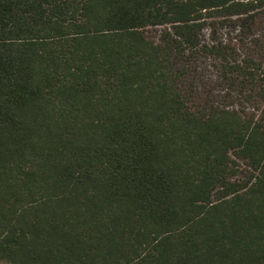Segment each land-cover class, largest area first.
I'll return each mask as SVG.
<instances>
[{
    "label": "trees",
    "instance_id": "trees-1",
    "mask_svg": "<svg viewBox=\"0 0 264 264\" xmlns=\"http://www.w3.org/2000/svg\"><path fill=\"white\" fill-rule=\"evenodd\" d=\"M0 264H264V0H0Z\"/></svg>",
    "mask_w": 264,
    "mask_h": 264
},
{
    "label": "rangeland",
    "instance_id": "rangeland-1",
    "mask_svg": "<svg viewBox=\"0 0 264 264\" xmlns=\"http://www.w3.org/2000/svg\"><path fill=\"white\" fill-rule=\"evenodd\" d=\"M214 86V84H212V82L210 81L209 82V84H206V85H204V84H202V87L199 89V91H200V93H199V95H201V96H203L204 94L202 93L204 90H205V92H207L211 87H213ZM205 87V88H204ZM203 90V91H202ZM200 105L201 104H203V100L201 99V98H199L198 99V101H197Z\"/></svg>",
    "mask_w": 264,
    "mask_h": 264
}]
</instances>
